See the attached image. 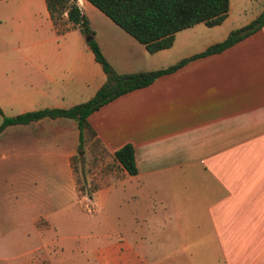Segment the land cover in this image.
<instances>
[{"label":"crops","instance_id":"0c3cea01","mask_svg":"<svg viewBox=\"0 0 264 264\" xmlns=\"http://www.w3.org/2000/svg\"><path fill=\"white\" fill-rule=\"evenodd\" d=\"M77 1L81 12L90 5ZM13 2L20 7L14 16L37 11L62 42L28 41L16 50L0 42V122L3 116L89 99L106 77L86 39L76 28L55 33L44 0ZM9 36L21 39L0 26V41ZM132 41L143 59L167 54L174 44L149 54ZM214 42L164 56L160 66ZM131 59L120 62L125 69H113L136 72L128 67ZM87 121L116 168L98 176L91 195L80 193L71 164L78 151L75 120L43 117L0 130V264H67V245L58 242L59 234L66 232L62 236L68 240L74 236L67 232L84 230L87 202L96 201L109 184L117 186L120 203L140 202L130 204L125 226L138 217L154 225L161 212L164 241L177 236L184 258L197 249L216 264H264V24L221 52L191 59L115 97ZM124 144L133 147L134 175L112 157ZM116 221L123 225L121 217ZM120 227L119 240L98 249L101 259L128 250ZM202 244L209 251H202Z\"/></svg>","mask_w":264,"mask_h":264},{"label":"rangeland","instance_id":"374dc122","mask_svg":"<svg viewBox=\"0 0 264 264\" xmlns=\"http://www.w3.org/2000/svg\"><path fill=\"white\" fill-rule=\"evenodd\" d=\"M17 6L18 4L13 0H0V26L7 28L8 32L15 30L17 35H21V39L9 36L6 41L0 42L8 41L12 50H16V46L28 41L53 44L62 42V38L49 31L37 11L34 14L14 16ZM81 8L87 18L88 28L93 32L86 35L76 28L83 39L92 37L99 46L101 45L112 67L115 66L118 70L125 69L120 62L132 58L128 67L136 71H146L161 68L160 65L165 61L164 56L168 59L177 57L185 53L187 49H201L213 40L220 41L227 31L253 19L264 8V0H229L227 14L220 24L208 27L203 23H197L177 31L174 34L173 47L168 49L170 51H165L167 54L156 53L145 59L141 58V53L137 49L129 45L134 39L103 13L92 5L81 6ZM19 10L18 6L17 12ZM73 168L79 191L84 195H91L97 189L100 174L116 169L113 160L95 143L84 144L82 150L77 151L73 157ZM116 188L117 186L110 184L103 186L98 199L87 202L88 213H84L86 216L83 218L88 221V225L84 230L75 233L67 232L68 235L74 236L68 240L62 236L66 232L59 234L58 242H65L67 245V264H216L211 254L202 252V255H199L197 249L194 253L191 249L190 257L184 258L182 254L186 255V253L178 250L180 242L176 241L177 236L172 238L173 241L165 242V235L160 227L161 212H158V216L154 218V225L146 226L145 222L138 217L136 224L132 222V227L125 226L128 224L127 220H130V204L139 207L140 202L120 203L121 193ZM123 195L128 196L126 192ZM135 213L140 216L141 210L137 209ZM117 217L124 220L121 227L116 223ZM119 227L129 246L128 250L108 260L101 259L98 249L119 240L116 235ZM100 233H105V237L98 236ZM202 251H209L204 249V244H202Z\"/></svg>","mask_w":264,"mask_h":264},{"label":"trees","instance_id":"16d2710c","mask_svg":"<svg viewBox=\"0 0 264 264\" xmlns=\"http://www.w3.org/2000/svg\"><path fill=\"white\" fill-rule=\"evenodd\" d=\"M86 1L141 44L149 54L170 47L177 31L197 23H203L208 27L220 24L225 18L229 6V0ZM44 2L55 33L61 34L71 28H79L86 35L93 34L88 28L87 19L78 7L76 0H44ZM63 13H65L64 19ZM263 24L264 8L246 24L230 30L223 39L208 45L195 54L180 58L166 67L129 73L115 71L104 58L99 45L92 38L87 41V45L106 77L105 82L97 88L94 94L86 101L66 108L45 107L13 116H3L0 130L6 125L24 124L43 117L72 118L75 120L78 130L77 149L80 151L84 144L95 143L104 152L94 129L87 121V116L90 113L123 93L150 84L156 77L178 69L191 59L221 52L255 32ZM112 157L129 175L136 173L133 147L130 144H124L114 150ZM71 164L73 166V158Z\"/></svg>","mask_w":264,"mask_h":264},{"label":"built area","instance_id":"2783aa9c","mask_svg":"<svg viewBox=\"0 0 264 264\" xmlns=\"http://www.w3.org/2000/svg\"><path fill=\"white\" fill-rule=\"evenodd\" d=\"M76 2H77V5H80L79 2H78L77 0H76Z\"/></svg>","mask_w":264,"mask_h":264},{"label":"water","instance_id":"95a60500","mask_svg":"<svg viewBox=\"0 0 264 264\" xmlns=\"http://www.w3.org/2000/svg\"><path fill=\"white\" fill-rule=\"evenodd\" d=\"M88 40H89V38L88 39L86 38V41H88Z\"/></svg>","mask_w":264,"mask_h":264}]
</instances>
